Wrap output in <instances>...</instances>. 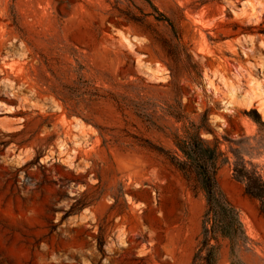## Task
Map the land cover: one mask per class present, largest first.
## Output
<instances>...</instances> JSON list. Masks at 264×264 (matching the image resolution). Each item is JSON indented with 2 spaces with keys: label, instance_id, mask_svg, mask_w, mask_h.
I'll return each mask as SVG.
<instances>
[{
  "label": "rangeland",
  "instance_id": "rangeland-1",
  "mask_svg": "<svg viewBox=\"0 0 264 264\" xmlns=\"http://www.w3.org/2000/svg\"><path fill=\"white\" fill-rule=\"evenodd\" d=\"M151 1L179 44L144 0H0V264H191L203 192L151 147L195 125L264 264V0Z\"/></svg>",
  "mask_w": 264,
  "mask_h": 264
},
{
  "label": "trees",
  "instance_id": "trees-1",
  "mask_svg": "<svg viewBox=\"0 0 264 264\" xmlns=\"http://www.w3.org/2000/svg\"><path fill=\"white\" fill-rule=\"evenodd\" d=\"M144 1L151 8L154 20L167 24L178 43L180 36L172 20L151 0ZM130 19L137 20L134 17ZM163 44L166 43L163 41ZM251 112L254 114L253 119L263 124L256 111ZM175 117L180 118L178 115ZM201 128L208 130L202 125H195L194 130L186 131L184 136L175 134L172 139L174 151L160 146L151 148L165 156L186 180L192 179L203 192L205 208L201 216V238L192 255L191 264H216L219 240L228 242L229 264H242L238 252L248 237L238 212L222 191L217 179L218 168L228 158L220 150L216 139L209 141L200 136ZM232 173L234 178L243 181L244 192L257 201L258 210L264 215V178L254 169L248 168L241 157L233 162Z\"/></svg>",
  "mask_w": 264,
  "mask_h": 264
},
{
  "label": "bare ground",
  "instance_id": "bare-ground-1",
  "mask_svg": "<svg viewBox=\"0 0 264 264\" xmlns=\"http://www.w3.org/2000/svg\"><path fill=\"white\" fill-rule=\"evenodd\" d=\"M123 37H124V40H125L128 44H130V41L128 40V38L125 37V36H123ZM259 109H260V111H261V112L263 113V115H264V102H263V101L259 104ZM76 122L80 123V120L77 119Z\"/></svg>",
  "mask_w": 264,
  "mask_h": 264
}]
</instances>
